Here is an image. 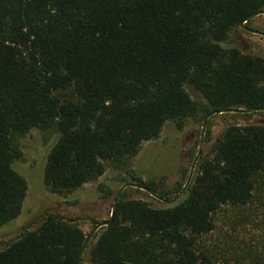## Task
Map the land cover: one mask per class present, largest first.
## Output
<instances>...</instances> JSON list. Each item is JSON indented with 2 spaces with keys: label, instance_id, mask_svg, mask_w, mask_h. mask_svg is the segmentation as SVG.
Returning a JSON list of instances; mask_svg holds the SVG:
<instances>
[{
  "label": "trees",
  "instance_id": "16d2710c",
  "mask_svg": "<svg viewBox=\"0 0 264 264\" xmlns=\"http://www.w3.org/2000/svg\"><path fill=\"white\" fill-rule=\"evenodd\" d=\"M261 11L264 0H0V230L23 215L17 139L35 130L57 132L45 184L63 197L102 178L107 163L133 159L169 122L182 129L214 112L264 109V58L236 42ZM259 179L264 124L230 126L175 204L124 194L89 261L216 264L203 238L223 208L254 202ZM125 182L170 200L154 182ZM87 241L48 215L0 250V264H79Z\"/></svg>",
  "mask_w": 264,
  "mask_h": 264
},
{
  "label": "rangeland",
  "instance_id": "374dc122",
  "mask_svg": "<svg viewBox=\"0 0 264 264\" xmlns=\"http://www.w3.org/2000/svg\"><path fill=\"white\" fill-rule=\"evenodd\" d=\"M246 28L264 33V15L251 21ZM236 38L240 51L264 58L263 37L240 29ZM251 124H264V112L215 115L208 120L204 134V121H190L182 129L177 123L169 122L160 137L144 143L133 159L119 167L107 163L102 178L63 197L53 195L45 184L47 159L57 143V132L35 130L26 138L17 139L22 155L14 168L27 181L29 190L23 215L0 230V250L23 233L39 228L48 215H58L75 224L89 238L99 223L111 219L116 197L131 176L143 182H154L173 199L188 181L202 139L201 158L227 128ZM100 187L111 188L113 193L108 197ZM124 194L126 199L143 200L155 207L164 205L135 188H128L122 196ZM214 220L215 230L201 243L202 248L213 255L216 264H264V179H259L255 200L249 207L223 208ZM102 230L91 240L89 248L96 244ZM82 264H91L88 253Z\"/></svg>",
  "mask_w": 264,
  "mask_h": 264
},
{
  "label": "water",
  "instance_id": "95a60500",
  "mask_svg": "<svg viewBox=\"0 0 264 264\" xmlns=\"http://www.w3.org/2000/svg\"><path fill=\"white\" fill-rule=\"evenodd\" d=\"M264 15V11H261V12H258L256 14H253L251 15L250 17H248L240 26L241 29H243L244 31L248 32V33H251V34H254V35H258V36H261L264 38V33H260V32H257V31H253V30H250L248 28H246V25L253 21L254 19L260 17V16H263ZM260 112H264V109H251V110H227V111H221V112H214L212 114H210L208 117H206L205 121H204V127H203V134L205 133V130H206V125H207V122L210 118H212L213 116L215 115H223V114H253V113H260ZM203 139L201 141V146H200V150H199V153L197 155V157L195 158L194 162H193V165L191 167V171H190V176L188 178V181L185 185V187L182 189V191L176 196L174 197L173 199H170V200H166L162 197H160L159 195H157L156 193L150 191L149 189L145 188L144 186L142 185H139V184H126L118 193L117 197H116V200H115V204H114V207L112 209V213H111V219L109 221H103L101 223H99L97 225V227L95 228V230L93 231V233L90 235V237L88 238V241L84 247V249L82 250L81 254H80V257H79V264H82L83 263V260H84V257L88 251V248H89V245L91 243V240L95 237V235L101 230V229H104V228H107L110 226V224L112 223L114 217H115V214H116V211H117V207H118V204H119V201L124 193V191H126L128 188H135V189H138V190H141L147 194H149L152 198H154L155 200L163 203L164 205H167V206H171L173 204H175L177 201H179L184 195L185 193L187 192L188 188L190 187L191 185V182L194 178V175H195V170H196V166L201 158V155H202V146H203Z\"/></svg>",
  "mask_w": 264,
  "mask_h": 264
}]
</instances>
